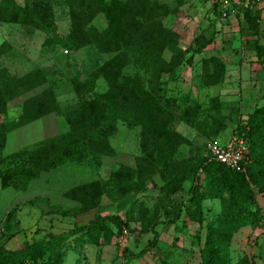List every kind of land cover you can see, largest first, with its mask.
Masks as SVG:
<instances>
[{
  "label": "rangeland",
  "instance_id": "374dc122",
  "mask_svg": "<svg viewBox=\"0 0 264 264\" xmlns=\"http://www.w3.org/2000/svg\"><path fill=\"white\" fill-rule=\"evenodd\" d=\"M15 1L21 6L51 8L57 35L32 25L0 23V133L7 137L6 148L0 153V170L9 171L0 181V251L20 249L47 234L68 232L98 217L126 219L131 208L145 203L151 210H161L156 227L158 244L150 253L135 259L155 238L153 232L143 234L140 223L135 222L105 246L77 245L71 238L64 264H156L177 237L180 246L195 252L189 262L201 264L199 249L191 245L190 237L200 234L204 246L206 226L216 219L221 204L219 200L203 203V225L190 222L184 207L195 177L202 175L198 167L207 143L235 136L247 116L264 106V55L257 56L255 50L258 45L264 47V12L256 28H251L243 18L218 17L208 0H149L143 5L147 12L156 6L174 11L170 16L162 11L148 15L171 33L164 42L160 36V42L158 25L149 29L148 37L134 48L136 58H129L130 53L122 47L103 52L94 44L79 50L62 45L59 39L67 38L73 29L69 0ZM127 1L116 0L123 10L122 20L127 19ZM96 2H80L77 9L85 31L103 43L107 15L100 10L102 2ZM91 5L93 14L88 10ZM132 7L142 14L141 7ZM119 55L123 76L112 83L104 77L97 79L99 69ZM161 59L170 64L167 69L174 74L172 79L170 74L162 75L161 82L166 85L158 80L164 69ZM89 77L95 79L94 85L85 82ZM144 77L151 82H144ZM136 84H145L148 94L164 105L155 121H149L153 131L145 124L130 128L118 121L108 138L90 143L56 170L37 167L75 147L80 137L111 124L107 106L96 102L95 94L112 95L116 108L125 107L137 118L142 115L141 119L152 120L148 114L151 103L140 96ZM189 100L198 104L199 116L190 112L188 117L197 118L202 131L184 120L183 103ZM85 101L92 104L91 110L80 120ZM165 168L177 176L170 187L176 202L171 211L174 224L165 217L169 205L162 191L169 179ZM38 197L48 202L25 205ZM259 202L264 214L263 196ZM83 205L92 211L76 214L75 208ZM16 207L8 227L7 215ZM245 254L264 264V219L258 227L243 229L235 236L233 263Z\"/></svg>",
  "mask_w": 264,
  "mask_h": 264
},
{
  "label": "trees",
  "instance_id": "16d2710c",
  "mask_svg": "<svg viewBox=\"0 0 264 264\" xmlns=\"http://www.w3.org/2000/svg\"><path fill=\"white\" fill-rule=\"evenodd\" d=\"M96 1L95 4L102 2L103 7L100 10L105 11L107 15L108 29L105 32V41L99 43L96 36L91 37L85 31L84 25L80 23L82 14L77 9L80 6L78 3L87 2L88 4L89 0H69V6L72 9L73 29L67 38L59 39V42L66 48L79 50L85 45L94 44L103 52H111L119 51L121 50L120 47H122L127 53H130L129 58H136L134 48L138 46L140 41H143V37H148L146 31L158 25V38L160 40L161 36L163 42L167 40L168 35L171 33L163 23H157L156 17L148 16L151 13L159 14L161 11L166 16H170L174 11L169 7L156 6L153 9L154 11L147 12L143 5L145 3L149 4V0H128L126 2V5L129 7L127 19L122 20L123 10L116 0ZM136 5L142 8L141 15H139V12L135 13L136 10L132 6ZM93 8L92 5L88 8V10L92 11V14L94 13ZM214 9L217 16L220 17L215 7ZM262 12H264V9L260 7L253 9L245 8L240 10L238 18H243L245 23L251 28H256ZM145 18L146 21H143ZM0 23L32 25L39 31L57 35L53 10L51 8H43L41 5L21 6L15 0H0ZM162 46L165 47L163 43ZM255 50L257 56L262 57L264 55V47L258 45ZM137 62H139V59ZM161 64L164 65V69L158 75V80H160V84L166 85V83L161 82L162 75L170 74V79H172L174 74L167 69L170 64H167L163 59H161ZM121 71L122 65L120 64L119 55L99 69L97 79L104 77L109 83H112L115 79L123 76ZM88 80L92 85L95 84L94 78L89 77L85 82H88ZM143 80L146 83L151 82L146 77ZM144 85L140 86L136 84V87L141 89L140 96L148 99L151 103L150 106L147 101V104L150 106L148 114L152 117V120L150 118L141 119L142 115L140 118H137L133 112L125 107L116 108V98L112 95L95 94V101L107 106L105 109L109 120L112 118L111 124L102 125L97 133L91 132L85 137H80L81 140L75 147H68L66 152L54 156L48 164L37 165V167L44 171L56 170L62 164L69 162L72 155L87 147L90 143L108 138L111 133L115 132L118 121H123L130 128L145 124L147 128L153 131L149 121H155L154 117L161 110H164V105L158 99L154 100L152 94L150 92L148 94L146 91L147 87ZM91 89L94 92V88ZM189 101V103H183L185 105L183 109L185 116L188 117L190 112H194L195 115L199 116L198 104L191 100ZM153 102H155V105ZM91 105L88 101L83 102V107L80 110V120H83L85 118L84 115L91 110L89 107ZM186 117L184 120L189 126L197 131L203 130L197 125V118L188 117L186 119ZM236 135L244 138L249 147V163L245 171L239 172L219 162L210 161L206 151L205 158L198 167L202 175L195 177V185L191 188V196L184 207L186 216L190 222L203 225L205 219L203 203L208 200H219L221 204V210L216 219L206 226L204 246H201L200 234L190 237L191 245L199 249L201 264H234L232 260V247L235 236L247 227H258L264 219L263 209L259 202V196L264 197V106L257 108L247 116L243 121V125L238 128ZM6 143V134L0 133V153L5 150ZM165 170L169 177L166 185L162 188L169 201V205L165 209V217L170 224H174L171 211L176 208V202L170 191V187L176 182L177 176L171 168H165ZM8 172V170H0V181L5 179ZM100 198L101 196L98 197V200ZM40 201L48 202V199L41 197L34 198L26 202L25 205H35ZM18 208L16 207L8 213L6 218L8 227ZM92 209L83 205L81 208H75L74 211L76 214H85L92 211ZM160 214L161 210L159 207L151 210L145 203H140L136 209L131 208L127 212L126 219L115 215L98 217L88 224L75 227L68 232L47 234L40 240L26 243L20 249L13 251L3 249L0 251V264H64L65 247L71 238H74L77 245L105 246L113 241V237L126 229L130 230V225L135 222L140 223L143 234L150 232L155 234L153 242L136 255L135 259H139L157 247L159 236L156 233V227L159 223ZM114 229L117 230V233L114 232ZM179 241L177 237L172 248L156 264H191L188 258L193 256L195 252L193 249L180 246ZM235 264L259 263L245 254Z\"/></svg>",
  "mask_w": 264,
  "mask_h": 264
},
{
  "label": "built area",
  "instance_id": "2783aa9c",
  "mask_svg": "<svg viewBox=\"0 0 264 264\" xmlns=\"http://www.w3.org/2000/svg\"><path fill=\"white\" fill-rule=\"evenodd\" d=\"M223 19L238 17L241 9L263 8L264 0H208ZM210 161H216L227 167L243 172L249 163V147L244 138L235 135L225 141L213 139L206 145ZM125 233V232H124Z\"/></svg>",
  "mask_w": 264,
  "mask_h": 264
},
{
  "label": "crops",
  "instance_id": "0c3cea01",
  "mask_svg": "<svg viewBox=\"0 0 264 264\" xmlns=\"http://www.w3.org/2000/svg\"><path fill=\"white\" fill-rule=\"evenodd\" d=\"M247 228H251V227H247ZM246 229V228H245Z\"/></svg>",
  "mask_w": 264,
  "mask_h": 264
}]
</instances>
